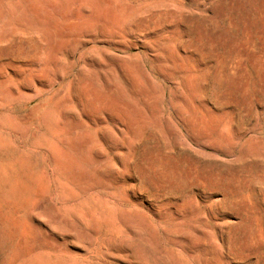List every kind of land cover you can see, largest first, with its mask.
I'll return each instance as SVG.
<instances>
[{
	"label": "rangeland",
	"instance_id": "rangeland-1",
	"mask_svg": "<svg viewBox=\"0 0 264 264\" xmlns=\"http://www.w3.org/2000/svg\"><path fill=\"white\" fill-rule=\"evenodd\" d=\"M0 264H264V0H0Z\"/></svg>",
	"mask_w": 264,
	"mask_h": 264
}]
</instances>
